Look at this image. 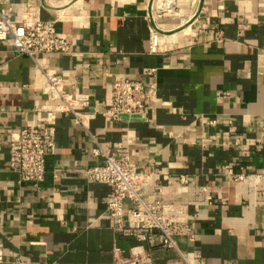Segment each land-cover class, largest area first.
Instances as JSON below:
<instances>
[{
	"label": "crops",
	"instance_id": "0c3cea01",
	"mask_svg": "<svg viewBox=\"0 0 264 264\" xmlns=\"http://www.w3.org/2000/svg\"><path fill=\"white\" fill-rule=\"evenodd\" d=\"M171 2L0 0V10L15 21L36 11L72 34L75 53L38 59L63 76L65 89L89 94L82 109L97 113L90 133L70 113L57 114L44 180L38 187L19 181L8 163L9 138L50 122L40 110L44 76L11 40L0 42L2 264H113L114 244L126 256L140 252L158 264L178 259L158 235L147 242L115 232L106 208L111 186L81 174L103 162L91 153V134L111 154L157 177L158 187L144 188L147 198L185 206L193 237L177 242L191 264H264V180H236L264 176V0ZM169 12L186 17L189 36L186 29L161 33L160 50L150 51L155 14L170 30L181 23ZM123 76L155 83L156 100L142 115L111 121L102 112L113 81ZM181 177L188 183L179 184Z\"/></svg>",
	"mask_w": 264,
	"mask_h": 264
},
{
	"label": "built area",
	"instance_id": "2783aa9c",
	"mask_svg": "<svg viewBox=\"0 0 264 264\" xmlns=\"http://www.w3.org/2000/svg\"><path fill=\"white\" fill-rule=\"evenodd\" d=\"M171 1L163 0V3L170 5ZM149 31L150 51L160 50L161 30L154 17ZM8 40H11L15 52L28 55L44 76L41 91L45 101L40 110L50 122L41 128L34 125L23 127L11 132L9 138V167L18 174L19 181L38 187L46 175V156L54 152L56 147V115L70 113L74 123L90 133L89 122L97 113L94 110L82 109L89 104V94L65 89L63 76L48 64L40 63L38 59L40 54L65 56L75 53L72 34L57 29V20H42L35 11L15 21L0 10V42ZM261 60V67L264 69V48ZM154 71L148 68L145 73L152 75ZM156 96L155 83L148 84L143 79L128 76L117 77L112 84L110 105L102 115L111 121L119 120L124 115H142L156 100ZM207 123L213 126L216 121L209 119ZM262 134L264 138V129ZM91 138L95 144L91 153L102 158L103 162L85 167L81 174L90 181L111 186L106 208L114 222L115 232L124 237L147 242H153L158 235L163 247L173 249L179 255L177 260L164 264H191L179 249L177 242L178 238L193 237L185 206L170 202L163 196L147 198L144 188L158 187L157 177L131 164L127 156L111 154L101 146L95 135L91 134ZM249 177H260L264 180V176L245 174H237L236 180ZM187 183L188 179L179 178V184ZM158 189L163 193L161 187ZM111 254L113 264H158L140 252H132L126 256L116 244ZM3 260V252L0 250V264Z\"/></svg>",
	"mask_w": 264,
	"mask_h": 264
},
{
	"label": "rangeland",
	"instance_id": "374dc122",
	"mask_svg": "<svg viewBox=\"0 0 264 264\" xmlns=\"http://www.w3.org/2000/svg\"><path fill=\"white\" fill-rule=\"evenodd\" d=\"M168 14V13H167ZM171 14H173L172 16H170L171 18L173 17V16H180L181 14H176V13H172V12H169V15H171ZM188 16H190V14L188 15ZM168 18H169V16H167ZM164 18V16H162V14L160 15V14H155V23H156V25L160 28V30H161V32L160 33H162V37H164L165 35H172V34H174V33H176V32H178V31H180V30H182V29H184V28H186V27H188L189 26V24H190V22H185V19H186V17L183 19L181 16H180V18H182L181 19V23H179V25L177 26V27H173V29L172 30H170L169 28L170 27H167V26H163L161 23H159V21L160 20H162ZM189 18V17H188ZM170 30V31H169ZM164 31H167V32H164ZM189 32H190V29L188 30V32H187V35L186 36H189ZM164 34V35H163Z\"/></svg>",
	"mask_w": 264,
	"mask_h": 264
},
{
	"label": "bare ground",
	"instance_id": "6f19581e",
	"mask_svg": "<svg viewBox=\"0 0 264 264\" xmlns=\"http://www.w3.org/2000/svg\"><path fill=\"white\" fill-rule=\"evenodd\" d=\"M191 14V13H190ZM184 29H186V31H188L189 30V27H186V28H184Z\"/></svg>",
	"mask_w": 264,
	"mask_h": 264
}]
</instances>
